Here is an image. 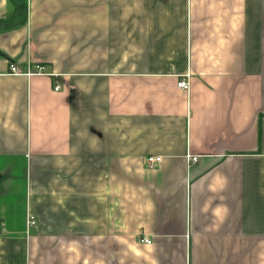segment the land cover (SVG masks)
Here are the masks:
<instances>
[{"label":"crops","instance_id":"obj_1","mask_svg":"<svg viewBox=\"0 0 264 264\" xmlns=\"http://www.w3.org/2000/svg\"><path fill=\"white\" fill-rule=\"evenodd\" d=\"M25 1L0 0V264H264V0Z\"/></svg>","mask_w":264,"mask_h":264},{"label":"built area","instance_id":"obj_2","mask_svg":"<svg viewBox=\"0 0 264 264\" xmlns=\"http://www.w3.org/2000/svg\"><path fill=\"white\" fill-rule=\"evenodd\" d=\"M10 74L11 75H16V76H33V75H47V70L44 66L42 65H35L32 67L31 65L28 66L27 71L23 72L19 69V67L15 64L10 65ZM178 88L184 90V91H189L190 90V83L188 80H181L178 82ZM56 90H59V87L56 88ZM200 157L199 156H190L189 157V162L190 163H197L199 161ZM163 162L162 157H156V156H150L147 158V166L148 169L154 170L157 167H159ZM37 225L35 217H29L28 222H27V229L35 228ZM144 243L151 245V241L149 240H144Z\"/></svg>","mask_w":264,"mask_h":264},{"label":"trees","instance_id":"obj_3","mask_svg":"<svg viewBox=\"0 0 264 264\" xmlns=\"http://www.w3.org/2000/svg\"><path fill=\"white\" fill-rule=\"evenodd\" d=\"M16 5L17 9V18L24 22L26 21V14H27V5L25 0H12ZM13 22H5L4 24L0 23V26L10 27ZM13 25V24H12Z\"/></svg>","mask_w":264,"mask_h":264}]
</instances>
